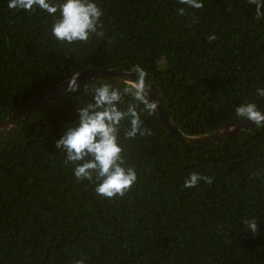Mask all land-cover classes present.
<instances>
[{
	"label": "trees",
	"instance_id": "1",
	"mask_svg": "<svg viewBox=\"0 0 264 264\" xmlns=\"http://www.w3.org/2000/svg\"><path fill=\"white\" fill-rule=\"evenodd\" d=\"M202 2L196 9L181 0H97L103 34L69 45L52 36L55 17L0 0V124L84 70L137 65L187 136L240 118L242 102L264 110L256 95L264 87V20L248 0ZM100 83L133 88L84 83L0 140V264H264V128L193 149L174 140L156 112L145 115L144 136L125 138L126 125L119 134L137 181L108 199L78 181L55 147L90 100L85 89ZM190 172L213 182L184 188ZM253 218L256 233L244 224Z\"/></svg>",
	"mask_w": 264,
	"mask_h": 264
},
{
	"label": "clouds",
	"instance_id": "2",
	"mask_svg": "<svg viewBox=\"0 0 264 264\" xmlns=\"http://www.w3.org/2000/svg\"><path fill=\"white\" fill-rule=\"evenodd\" d=\"M181 3L190 8L203 7L202 0H181ZM248 3L255 8V19L264 20V0H248ZM8 7L24 11L39 9L55 17L51 34L57 41L69 45L86 42L93 34H103L101 18L104 12L97 0H8ZM184 14V7L177 10V15ZM133 71L136 73L134 88H120L111 83L86 88L85 94L90 100L77 106L75 124L67 126L55 143L64 156L65 166H72L74 177L94 184L96 194L108 199L125 195L138 178L135 168L125 163L119 136L122 126H127L125 138L144 136L147 130L143 127V117L152 115L159 107L147 92L144 69L137 65ZM73 91L78 88L74 87ZM256 95L264 98V87H258ZM126 97H130L127 103ZM234 111L236 116L247 119L256 128H264V110L257 104L242 102ZM201 181L211 184L213 179L190 172L183 187L192 189ZM244 224L248 231L257 232L255 218L245 220ZM74 264H85V259L75 260Z\"/></svg>",
	"mask_w": 264,
	"mask_h": 264
},
{
	"label": "water",
	"instance_id": "3",
	"mask_svg": "<svg viewBox=\"0 0 264 264\" xmlns=\"http://www.w3.org/2000/svg\"><path fill=\"white\" fill-rule=\"evenodd\" d=\"M101 79L120 81L125 84L131 85L134 88L136 73L119 69L97 68L84 70L77 75L48 88L39 95L33 97L21 108L13 112L0 124V140L6 135L10 134L14 129H16V127L25 119L50 103L54 98L59 97L65 92L72 90L74 87L76 88L77 86L84 83ZM76 80L78 85L75 83ZM145 85L147 92L149 93V97L152 100L157 101L159 104V107L155 112L162 121L164 127L168 131L169 135L182 146L193 149L206 148L227 141L230 138L234 137L236 134L246 131L247 129H250L254 126L253 123L249 122L247 119L240 117L214 131L198 136H187L183 134L170 119L163 101L159 96V93L146 78Z\"/></svg>",
	"mask_w": 264,
	"mask_h": 264
}]
</instances>
